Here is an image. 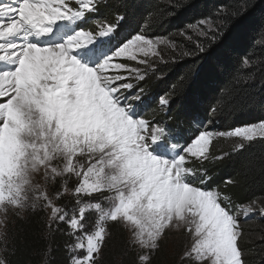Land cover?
I'll list each match as a JSON object with an SVG mask.
<instances>
[{
    "label": "snow or ice",
    "instance_id": "snow-or-ice-1",
    "mask_svg": "<svg viewBox=\"0 0 264 264\" xmlns=\"http://www.w3.org/2000/svg\"><path fill=\"white\" fill-rule=\"evenodd\" d=\"M118 4L125 12L105 23L97 14L112 6L107 0H0V212L50 210L49 221L66 224L73 238L70 264H99L109 221L147 250L138 252L139 264H152L151 254L170 232L185 236V264H249L240 215L244 223L257 212L264 217V194L234 205L204 165L232 154L212 155L213 137L242 138L234 148L243 153V141L264 137V118L225 131L201 122L191 136L144 118L153 98L144 99L141 82L153 70L148 58L161 55L158 46L189 58L205 53L204 40L224 39V22L208 17L180 30L193 44L188 48L139 31L135 0ZM94 19L97 28L86 30ZM175 94L159 97L160 107ZM260 147L264 168V140ZM57 178L62 188L50 195L45 186ZM65 192L74 197L71 212L56 203ZM96 194L106 208L85 202ZM92 209L97 220L88 215ZM0 264L7 262L0 258Z\"/></svg>",
    "mask_w": 264,
    "mask_h": 264
},
{
    "label": "trees",
    "instance_id": "trees-1",
    "mask_svg": "<svg viewBox=\"0 0 264 264\" xmlns=\"http://www.w3.org/2000/svg\"><path fill=\"white\" fill-rule=\"evenodd\" d=\"M107 3L112 6L101 8L97 15H102L105 23H115L117 12L123 14L125 9L119 7L118 0H107ZM135 4L139 31L148 24L153 27L151 36L183 41L188 48L193 44L177 37L180 30H189V26L208 17L223 21L225 27L220 43L203 41L208 47L205 53L189 58L171 47L163 55L164 59L141 82L147 88L144 99L153 98L144 118H156L155 122L166 123L180 136L197 132L201 122L225 131L264 118V67H261L264 65V0H135ZM238 11L241 15L236 16ZM97 24L94 19L86 25V30H95ZM176 56L179 59L173 62ZM245 57L250 61L247 65L243 63ZM185 75L188 79L181 87V78ZM172 91L176 94L171 96L170 105L162 114L158 113L159 97ZM213 106L216 112L211 111ZM262 140L245 144L248 147L243 153L226 148V144L210 149L214 156L232 153L219 160L206 161L204 166L213 174L218 190L229 195L234 205L264 194V168L259 159ZM228 179L234 183L226 185L224 181ZM73 185L69 182L68 187ZM59 187L58 180L53 192ZM57 202L67 208L73 205L66 197ZM241 222L246 259L249 264H264V217L256 215L247 223L242 219ZM107 228L109 239L98 258L99 264H139L138 252L130 245L123 226L109 221ZM67 233L68 226L64 223L50 226L43 208L28 212L8 225L2 258L7 264H70L68 245L73 238ZM174 251L170 255L161 240L159 249L151 254L152 264H185L179 259L185 251L183 238L174 244Z\"/></svg>",
    "mask_w": 264,
    "mask_h": 264
},
{
    "label": "rangeland",
    "instance_id": "rangeland-1",
    "mask_svg": "<svg viewBox=\"0 0 264 264\" xmlns=\"http://www.w3.org/2000/svg\"><path fill=\"white\" fill-rule=\"evenodd\" d=\"M153 30V27H151L150 25L148 24H145L142 29L140 31L144 32L146 35L148 36H151L152 34H150ZM191 29H189L190 31ZM153 37V36H151ZM177 37H180V38H183L180 34L177 36ZM168 40H170L169 38H166ZM171 49V46L170 45H166V44H161L158 46L157 48V51L159 53H161L160 56H156V57H149L148 59L152 60L154 63H153V69L158 65V61L164 59L162 58L163 55H165V53H168ZM121 60V62H126V63H134V62H131V61H128L126 58H118ZM138 67H141L142 69L145 68L146 66L144 65H137ZM145 88V92L147 94V88ZM133 103H137L135 101H133ZM154 104V103H153ZM156 107V106H155ZM154 107V109H155ZM157 107L160 109L158 113H163V110L166 109H162L159 105V103L157 102ZM150 121H157L156 118H154V120H150ZM216 126V125H215ZM205 127L209 128V129H215L211 126V124H207ZM197 129V127H196ZM217 130V129H215ZM220 131V130H219ZM242 138L240 137H213L212 138V143L210 145V149L216 147V146H219V145H225L226 144V148L229 147V149H233L234 148V144L238 143L241 141ZM256 139H264V137H260V136H256L254 138V140ZM244 144H247L249 143L248 141H243ZM39 180V178H38ZM60 181V178H57V180L55 182H49L47 183V185L45 186L46 187V191L52 195L54 194L53 192V187H55V183L57 181ZM39 182L41 184H43L44 182L42 180H39ZM75 183V178H72V180L70 181V183ZM62 188V185H61V182H60V187H59V190H61ZM63 197H66L67 201L69 199L70 203H73V205L67 209H69V211L71 212V210H73L75 208V201H74V197H73V194L71 192H65ZM85 202H91L93 200H97V201H101L102 204L105 205V208H106V202H105V198H102L99 194H96L92 197H85L84 198ZM57 205H59V203L56 201ZM68 204V203H67ZM41 207H36V208H29V209H26L24 211H21L19 212V214L16 213L15 210H9V212L7 213H3V212H0V220L3 221L2 224H0V258H2V254L5 250V239H4V236L6 235V231L8 229V225L12 222V220L14 218H22L24 217L28 212H32V211H35L37 209H39ZM44 209V208H43ZM45 211V214H46V218H47V222L50 224L51 222L49 221V216H50V210H47V209H44ZM88 215L90 218H92L93 220H97L98 217H99V212L95 209H92V210H89L88 211ZM255 216L258 215L259 217H262L258 212L254 214ZM241 219L244 220L245 217L243 215V213H241L240 215ZM122 225V224H121ZM123 226V225H122ZM123 228L126 230V233H127V237H128V241L130 243L131 246H133V244L131 243V237H130V233L128 232V230L123 226ZM180 238H183L185 240V236L180 234V233H177V232H170L164 239H162L164 241V243L167 245V250L169 251V254L170 255H173L174 254V244H176ZM136 248L137 252H140V251H145L147 252V250H141L139 249L138 247L136 246H133ZM183 256V255H182ZM181 256V257H182ZM181 257H179V259H181Z\"/></svg>",
    "mask_w": 264,
    "mask_h": 264
}]
</instances>
